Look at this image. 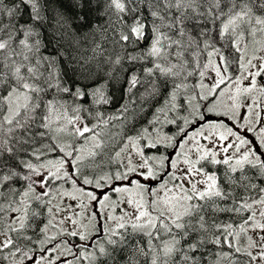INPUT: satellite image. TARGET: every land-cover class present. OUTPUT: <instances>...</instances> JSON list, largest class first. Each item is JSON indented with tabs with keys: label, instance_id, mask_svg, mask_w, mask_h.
<instances>
[{
	"label": "snow or ice",
	"instance_id": "6c2138e0",
	"mask_svg": "<svg viewBox=\"0 0 264 264\" xmlns=\"http://www.w3.org/2000/svg\"><path fill=\"white\" fill-rule=\"evenodd\" d=\"M0 264H264V0H0Z\"/></svg>",
	"mask_w": 264,
	"mask_h": 264
}]
</instances>
